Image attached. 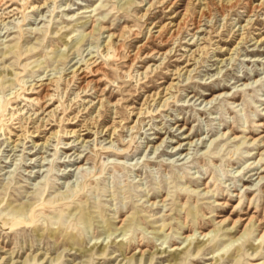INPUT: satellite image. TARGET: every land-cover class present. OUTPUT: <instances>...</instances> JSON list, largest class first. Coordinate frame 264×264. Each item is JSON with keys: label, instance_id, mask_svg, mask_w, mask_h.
Returning <instances> with one entry per match:
<instances>
[{"label": "rangeland", "instance_id": "374dc122", "mask_svg": "<svg viewBox=\"0 0 264 264\" xmlns=\"http://www.w3.org/2000/svg\"><path fill=\"white\" fill-rule=\"evenodd\" d=\"M219 1L3 0L0 264H264V0Z\"/></svg>", "mask_w": 264, "mask_h": 264}, {"label": "bare ground", "instance_id": "6f19581e", "mask_svg": "<svg viewBox=\"0 0 264 264\" xmlns=\"http://www.w3.org/2000/svg\"><path fill=\"white\" fill-rule=\"evenodd\" d=\"M237 3H238V0H236L235 2L233 1V0H220L219 2H218V6H219V8L218 9H220V11H221V13L223 14L224 12H225V10H227V9H232L234 6H236L237 5ZM4 5V2H3V0L2 1H0V7H2ZM207 5V4H206ZM9 6V5H8ZM7 6V7H8ZM258 7H260V6H258V5H255L252 9H253V11H252V13L258 8ZM259 9V8H258ZM6 10V9H5ZM200 12V11H199ZM206 9H204L200 14V17H202L203 15H205L206 14ZM208 13V12H207ZM210 13V12H209ZM188 16V15H187ZM211 16V15H210ZM186 17V16H185ZM200 17H199V19H200ZM184 18V17H183ZM207 18H209V17H207ZM183 20V19H182ZM200 20H202V19H200ZM185 21H186V19H185ZM168 25V24H167ZM167 25H165V26H163L162 28H161V30L159 31V33L160 32H162L163 30H166V28L168 27ZM171 25V24H170ZM180 25V24H179ZM199 25H200V23H199ZM199 25H197L198 27H199ZM173 27H175V30L174 31H171L172 32V34H171V36H170V39H171V37H173L174 35H176L178 32H179V30H180V26H178V25H173ZM169 28V27H168ZM198 30V29H197ZM199 31V30H198ZM195 37V36H194ZM167 38V37H166ZM166 40V39H165ZM241 40H243V38L241 39ZM259 43H263L264 42V38H261V40H259L258 41ZM144 46V45H143ZM142 46V47H143ZM107 50H108V47H107ZM121 50H122V47L119 45V46H117V52H121ZM140 51H141V49H139L138 50V52L132 57V63H136L137 61H138V59H139V54H140ZM193 52V51H192ZM195 52L196 51H194L191 55H189L190 56V58H192V57H194L193 55L195 54ZM171 53V51L169 52V54ZM167 54V53H166ZM108 55V54H107ZM119 55V54H118ZM133 65V64H132ZM97 66V65H96ZM103 67V66H102ZM97 68V67H96ZM100 69H102V68H97V70H99L100 71ZM186 68H183L182 70H177L176 71V73L175 74H178V75H180L181 74V72H183L184 70H185ZM95 70V69H94ZM97 70H95V71H97ZM98 71V72H99ZM94 72V71H93ZM190 71H188V70H186L185 71V74H188ZM73 75L71 76V78L69 79V82H74V80H78L79 82H80V84H81V86L79 87L80 89V91L81 92H87L88 90H89V88H90V84H91V81L89 82V81H87V75H86V72H85V70L84 69H82V68H79V69H76V70H73ZM52 82V81H51ZM51 84V83H50ZM50 84H42V85H40L39 86V88H40V94H41V98L40 99H38V100H40V101H43L44 103L47 101V100H50V98H52V95L50 94ZM174 87V84H170L168 87H166V88H163L161 91H159V92H157V93H155V94H153L152 96H149L148 98H147V100H149L150 98H152V101H154V100H157V99H164V98H166L167 96V94H169L168 93V91H170L172 88ZM165 94V95H164ZM163 95V96H162ZM162 96V97H161ZM103 102V101H102ZM98 104H99V107H102V104L103 103H101V101H99L98 102ZM47 106H45V107H42V113H41V115L40 116H43V117H38L37 118V120L36 121H32V119L31 118H29V121H31L30 122V124H34V126L32 127V129H34V131L32 132V133H44L46 130H48L47 129V127H48V125H49V123H50V120H47V118L48 119H50L52 116H51V114L52 113H55V110H53V111H50L49 113H47L46 114V112H47V108H46ZM84 110H87L86 108H84ZM142 108L140 109V111L137 113V115L136 116H141V114H142ZM45 115V116H44ZM56 114H54V116H55ZM53 116V117H54ZM98 117H100V115L98 116ZM60 120V119H59ZM95 121H96V123L98 122V120L97 119H94ZM21 128H22V131H24V126H21ZM88 130V129H87ZM108 131H111L112 133H110V136H112V135H114L115 134V130H114V127L113 128H107V132ZM28 132V131H27ZM76 132H82V130H78V131H75L74 132V134H76ZM71 134V133H70ZM24 133L22 134V135H20V136H18L19 137V139H22L23 137H24ZM39 135H35V137H38ZM57 136V132H53L52 134H51V136H49L48 138H46V140H45V143L43 144V145H45V144H47L49 141H50V139L52 138V137H56ZM81 136H84V135H80V137ZM79 137V138H80ZM84 141V140H83Z\"/></svg>", "mask_w": 264, "mask_h": 264}]
</instances>
